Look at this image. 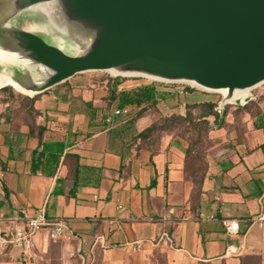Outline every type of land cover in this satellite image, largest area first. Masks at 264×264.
Masks as SVG:
<instances>
[{
	"label": "crops",
	"instance_id": "obj_1",
	"mask_svg": "<svg viewBox=\"0 0 264 264\" xmlns=\"http://www.w3.org/2000/svg\"><path fill=\"white\" fill-rule=\"evenodd\" d=\"M5 87L0 214L31 216L44 208L73 233L71 241L54 243L49 229L38 232V258L47 261L56 248L61 264H264V223H253L264 215V85L222 116L220 97L197 89L139 80L117 85L88 73L33 96L11 87V98ZM143 88L153 91L150 102L120 106L121 94ZM201 104H213L219 116L203 118L213 142L197 189L182 143L165 135L152 147L139 135ZM223 220L238 222L239 232L226 234ZM33 261L16 249L0 252V264Z\"/></svg>",
	"mask_w": 264,
	"mask_h": 264
},
{
	"label": "water",
	"instance_id": "obj_2",
	"mask_svg": "<svg viewBox=\"0 0 264 264\" xmlns=\"http://www.w3.org/2000/svg\"><path fill=\"white\" fill-rule=\"evenodd\" d=\"M110 70L226 90L222 116L264 85V0H0L1 82L33 96Z\"/></svg>",
	"mask_w": 264,
	"mask_h": 264
},
{
	"label": "built area",
	"instance_id": "obj_3",
	"mask_svg": "<svg viewBox=\"0 0 264 264\" xmlns=\"http://www.w3.org/2000/svg\"><path fill=\"white\" fill-rule=\"evenodd\" d=\"M247 103H241V107ZM218 112V107L216 108ZM127 111L116 110L114 115L126 114ZM213 219V217H208ZM253 223H264V215L254 218ZM223 228L228 235L239 232V224L236 221L223 220ZM49 229L52 242H68L73 238V233L63 219H50L45 215L44 208L37 209L33 215L5 216L0 214V252L7 248L16 249L22 257L36 260L38 255L34 252V238L38 232ZM139 246L133 248L138 250Z\"/></svg>",
	"mask_w": 264,
	"mask_h": 264
},
{
	"label": "rangeland",
	"instance_id": "obj_4",
	"mask_svg": "<svg viewBox=\"0 0 264 264\" xmlns=\"http://www.w3.org/2000/svg\"><path fill=\"white\" fill-rule=\"evenodd\" d=\"M45 41L49 43L48 39H45ZM88 74L96 79L111 80L115 82L118 79H120L121 81L139 80V81L148 82L154 85L164 84V83L151 81L145 78L114 77L108 73H102V72H95V73H88ZM164 85L181 87L183 88V90H196L184 84H174V85L164 84ZM206 94L212 95L215 97H220V100L222 98V95L217 94V93H206ZM164 119L166 118H161L160 121L158 120L159 121L158 127H164L165 125V123L163 122ZM197 126H198L197 128H194L185 122L183 123L175 122L169 126H165V128L163 129L161 128V130L156 131L150 137H147L144 139V141L152 147H154L160 141V139L165 135L173 136L174 140L182 143L187 148V151L189 152V155H190V159L188 161L190 179L195 180L196 182L202 179V176H203L202 174L204 172V168L206 165L205 160H206L207 150L213 142V140L209 138V131H210V128H212V125L206 126L203 122H199ZM58 243H62V242H58ZM33 263L34 264H61V261L59 258V251L56 248H54L52 249L50 257L47 259V261H45L44 258H37L35 261H33Z\"/></svg>",
	"mask_w": 264,
	"mask_h": 264
},
{
	"label": "trees",
	"instance_id": "obj_5",
	"mask_svg": "<svg viewBox=\"0 0 264 264\" xmlns=\"http://www.w3.org/2000/svg\"><path fill=\"white\" fill-rule=\"evenodd\" d=\"M122 81L120 79H118L115 83L118 85L119 83H121ZM2 91L6 92L9 94V96L11 98H14V90L11 87H5L2 89ZM21 95L19 94V97ZM153 99V91L151 89L148 88H143L138 90L137 92H133L131 94L128 93H124L121 94L119 96V100H120V106H127V105H141L144 102H150ZM34 99H31L30 101L32 102ZM214 105L213 104H201V105H188L187 106V112L185 114V116H171L169 118L164 119V127H158L159 124L157 121L156 123H154L150 128L146 129L144 132H142L139 137L144 140L147 137H150L153 133H155L158 130H161V128H165V126H169L172 123L175 122H180V123H188L189 125H191L194 128H197L199 122H203L206 126H209L208 122L205 121L203 118L205 117H209V116H214L216 118V120L218 119V113L216 111H214ZM193 111H199V115L194 117L192 112ZM193 184L194 187H196L197 189H200L201 183H202V179L198 182H196L195 180H192L191 182ZM77 188V184L74 185V190L72 192V195H74L75 190ZM250 264H259V259L257 258H250L249 259ZM245 260L242 261V264H244Z\"/></svg>",
	"mask_w": 264,
	"mask_h": 264
},
{
	"label": "bare ground",
	"instance_id": "obj_6",
	"mask_svg": "<svg viewBox=\"0 0 264 264\" xmlns=\"http://www.w3.org/2000/svg\"><path fill=\"white\" fill-rule=\"evenodd\" d=\"M108 74H110V75H112L114 77L120 76V75L121 76L125 75L124 73H121V72H119L117 70H110V71H108ZM125 76H129V75H125ZM148 79L149 80H155L154 78H151V77L148 78ZM156 81H159V80L156 79ZM186 83H188V82H186ZM189 84L191 86H195V84L192 83V82H189ZM5 85L12 87L15 91H17V92H19L21 94L27 95V93L24 90L20 89L15 83H13L9 79H7L6 82H1L0 81V87L1 86H5ZM219 93H221L222 95H225L227 93V91L226 90H221V91H219ZM249 94H250L249 90H235L233 95H232L231 101L235 100L236 98H243V97H245L246 95H249Z\"/></svg>",
	"mask_w": 264,
	"mask_h": 264
}]
</instances>
